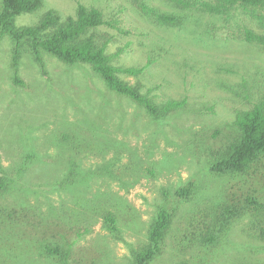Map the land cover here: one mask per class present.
Wrapping results in <instances>:
<instances>
[{
  "label": "rangeland",
  "instance_id": "374dc122",
  "mask_svg": "<svg viewBox=\"0 0 264 264\" xmlns=\"http://www.w3.org/2000/svg\"><path fill=\"white\" fill-rule=\"evenodd\" d=\"M42 1L16 27L47 11L65 19L78 5L97 8L109 25L95 37L110 64L143 69L119 78L157 106L186 105L154 120L89 65L46 53L42 66L21 53L17 86L14 44L0 37V264H134L162 208L172 216L147 264H264V224L245 204L264 205V159L246 173L210 171L237 139L236 115L264 96V11L215 15L203 7L214 0ZM148 11L183 23L161 26ZM246 30L263 42L245 41ZM185 187L189 195L176 196Z\"/></svg>",
  "mask_w": 264,
  "mask_h": 264
},
{
  "label": "trees",
  "instance_id": "16d2710c",
  "mask_svg": "<svg viewBox=\"0 0 264 264\" xmlns=\"http://www.w3.org/2000/svg\"><path fill=\"white\" fill-rule=\"evenodd\" d=\"M42 5V0H0V37L8 36L14 44L12 69L15 85H22L17 76L21 53L23 51L31 53L41 66V53H46L67 66L89 65L109 91L129 99L154 120L165 118L185 107V100H170L157 106L150 98L141 94L137 86H131L119 78L121 74L135 77L141 74L143 69H125L110 64L109 57L105 54V45L99 46L95 37L98 28L109 25L97 8L78 5L75 15L65 19H61L55 11H47L37 24L16 27L17 17L33 14L41 9ZM235 5L264 11V0H214L213 3H205L203 7L206 12L219 15ZM143 10L148 9L144 7ZM145 14L155 18L161 26L180 27L183 23L181 17L172 14H154L152 11ZM244 36L247 42H263L260 37L253 36L248 30ZM234 126L238 132L237 139L212 163L210 171L214 174L246 173L264 159V96L250 109L239 112ZM4 186V181L1 180L0 192L4 190ZM189 193L188 187L175 192L176 196L181 198H186ZM245 204L249 207L247 209H251L250 212L256 221L264 224V205L251 197L245 198ZM171 216L172 213L165 208L158 210L148 229V245L134 253V264H147L156 256ZM230 221L231 219L224 218L221 228H225ZM105 223L109 231H115V220L111 215L105 217ZM261 225L258 227L262 234ZM46 249L52 252L48 247Z\"/></svg>",
  "mask_w": 264,
  "mask_h": 264
}]
</instances>
